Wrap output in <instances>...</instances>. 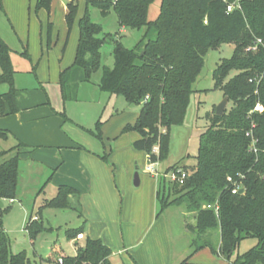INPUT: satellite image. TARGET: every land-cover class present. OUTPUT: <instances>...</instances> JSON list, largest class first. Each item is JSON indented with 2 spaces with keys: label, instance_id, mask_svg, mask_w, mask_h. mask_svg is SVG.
Instances as JSON below:
<instances>
[{
  "label": "trees",
  "instance_id": "obj_1",
  "mask_svg": "<svg viewBox=\"0 0 264 264\" xmlns=\"http://www.w3.org/2000/svg\"><path fill=\"white\" fill-rule=\"evenodd\" d=\"M51 1L36 0V9H49ZM153 1L87 0L102 14L112 9L120 27L142 29V34L133 47H126L116 33H103V27L91 21L86 8L78 21L73 62L59 72L62 98L72 97L74 80L90 82L92 74L101 70L96 83L101 92L122 96L127 104L139 107L135 122L125 125L121 133L137 132L133 148L143 151L149 162H160L168 155L171 126L183 123L204 55L211 48L233 43L232 55L222 59L212 72L214 89L222 91L230 106L222 115L206 114L210 122L199 134L195 162L182 166L187 172L182 184L169 182L173 191L165 194L161 185L165 179L157 178V216L168 206H184L194 213L195 223L185 224L193 238L192 251L183 262L204 247L230 259L241 239L253 237L255 245L237 254L230 264H264V0H160L157 16L149 20ZM236 1L240 7L227 11V4ZM75 12V0H68L65 17L69 26ZM107 39L113 43L112 66L101 63L100 47ZM11 52L0 36V84L7 85L0 93V116L19 110ZM20 54L27 56L25 49ZM231 72L234 74L229 76ZM257 102L262 110L251 112ZM249 132L256 139V151L251 148ZM9 133L0 128V139L6 140ZM20 145L0 151V156L14 151L0 163V200L16 196ZM155 146L157 152L153 151ZM101 158L106 160L107 154ZM176 166L178 163L166 171ZM234 181L244 188L242 193L232 192ZM70 196L76 200L72 202ZM205 205H217V213ZM45 207L78 211V192L59 185L55 196L38 207V213ZM36 219L30 216L26 222L30 239L51 229L40 217ZM217 228L219 243L215 244L207 232ZM80 233L82 226L66 230L69 240ZM75 247L74 255L61 256V264H112L111 249L100 239L86 238ZM0 264H33L24 250L12 252L1 218Z\"/></svg>",
  "mask_w": 264,
  "mask_h": 264
},
{
  "label": "rangeland",
  "instance_id": "obj_2",
  "mask_svg": "<svg viewBox=\"0 0 264 264\" xmlns=\"http://www.w3.org/2000/svg\"><path fill=\"white\" fill-rule=\"evenodd\" d=\"M14 1L16 2L15 10L11 12L8 0H1L0 36L12 49L11 61L16 71L14 85L17 88L18 108L20 104L38 103L45 100L61 118L60 133L63 139L71 138L88 150L99 154H103L105 150V153H110L111 158L113 152L111 143L117 135L113 134L114 126L121 124L123 128L127 124H133L137 117V108L127 105L122 96L111 95L109 97L107 93L99 90L96 83L100 78L101 70L92 74L90 82L74 80L73 89L70 92L72 97L63 99L58 81L59 72L73 62L79 37L78 21L86 12V8L91 21L103 27V33H116L117 38L126 47L135 45L141 37L142 29L120 27L112 9L107 14H102L97 7L87 4V0H75L76 12L70 26L65 17L68 0H52L49 9H36V0ZM159 4L160 0H154L149 6V20L157 16ZM112 45L113 43L107 39L100 47L101 63L104 65L112 66L113 64ZM23 49L26 50L27 56L20 54ZM233 50V43H224L217 48L209 49L204 55L203 66L193 83L194 92L190 97L183 123L170 128L168 155L161 162L162 167L177 163L181 167L190 166L195 162L194 156L197 152L199 134L210 122L206 114L211 117L215 107L223 99L222 91L214 89L212 72L222 59L232 55ZM233 74L234 72H231L229 76ZM6 90L7 85L0 84V93ZM26 94L28 99H22L21 96ZM229 106L230 103L227 101L224 110L226 111ZM10 115L9 113L0 116V120L8 122ZM97 122L99 123L98 130L96 129ZM90 131L99 133L100 137ZM132 132L134 131L124 133L131 134ZM13 142L12 139H0V150L10 148ZM131 150L136 154V158L128 156L123 149L113 152L114 156L120 160L118 165L116 164L118 172L113 171L114 168H112L113 179L116 178H114V173L117 174L115 183H117L116 210L118 214L123 207H126L125 201L130 196H143L146 200L157 180L151 173L144 170L147 164L145 153L132 147ZM12 155L10 153L0 156V163ZM135 172L139 176L137 186L133 184ZM47 175L48 171L41 163H32L31 167H28L26 162L19 161L18 196L13 202H9L8 199L0 200L2 204L0 205V218L4 230L10 237L12 252L24 250L33 264H60L57 258L76 253L75 243L67 238L65 232L66 227L76 225L79 221L78 212L74 208H42L41 221L45 227H53V230L46 229L37 232L33 239L29 238L26 231V222L30 216L33 220L37 218L36 220L39 221V217L35 215L39 212L38 207L43 197L50 198L54 195L55 189L50 184L48 188L46 187L45 194L39 190L47 179ZM125 182L126 188L124 187ZM161 185L165 194L172 193V185L169 181L164 180ZM140 208L138 204L136 209L140 211ZM166 209V221L174 235V248L178 254L188 247L193 237V233L188 230H185L188 234H181L185 229L184 224H192V215L186 211L184 206H168ZM124 211L126 212L125 209ZM142 213L144 219L141 226H146L147 205H144ZM207 233L209 239L215 240L219 236V229H213ZM82 242L83 240L79 244ZM255 243L256 239L253 237L243 238L230 254V259L211 255L213 256L212 264H230L237 254L248 250ZM203 252L205 251L198 255L202 257ZM206 252L209 253L208 250ZM208 257L206 255L202 257L205 261L192 257L189 262L191 264H211ZM114 264L117 263L114 262Z\"/></svg>",
  "mask_w": 264,
  "mask_h": 264
},
{
  "label": "crops",
  "instance_id": "obj_3",
  "mask_svg": "<svg viewBox=\"0 0 264 264\" xmlns=\"http://www.w3.org/2000/svg\"><path fill=\"white\" fill-rule=\"evenodd\" d=\"M15 4L14 0H8L11 12H14ZM21 98L28 99L27 94ZM49 105L50 103L48 104L45 100L38 103L20 104L19 110L9 116L8 122L3 119L0 120V128H5L10 132L6 140L12 139L14 141L11 147L20 142L23 144L18 147L20 161L26 162L28 167H31L32 163L39 162L47 169V179L39 189L41 192L46 193L48 184L55 189L52 197L55 196L59 185H68L77 190L79 221L76 225L66 227L65 232L69 228L82 226L83 239L76 240L73 238L71 241L79 243L86 238L102 240L111 249L110 260L112 264L114 262L117 264H191L190 258L204 260L202 257L204 255L208 257V254L210 255L208 260L212 264L213 256L211 255L221 257L214 254L208 247H204L192 253L183 262L192 251L191 241L183 251L178 254L175 252L174 235L166 221L167 209L157 216V180H155L151 193H149L148 198L146 197V200L143 199V196L135 197L132 195L125 201L126 207H123L119 214L117 213L118 195L117 183H115L117 174L114 173V178H116L113 179L112 168H114L113 171L118 172L117 165L120 160L114 156L113 152L123 149L128 156L136 158L131 147L133 148L132 142L139 136L137 132L121 133L122 125H115L113 134L117 135L111 143L113 152L111 158L109 157L110 153H106L107 159L105 160L101 158L105 150L103 154H99L96 151L88 150L81 143H77L71 138L63 139L62 133H60L61 118L58 117L57 111ZM134 107L137 108L138 114L139 107ZM11 153L14 154V151ZM145 157L147 161L146 154ZM161 162L156 164L157 169L161 172L172 165L168 164L162 167ZM146 166L147 164L144 166L145 172L150 173L146 170ZM124 187H127L126 182ZM17 192L18 190L15 198L18 196ZM50 198L43 197L42 202ZM70 198L73 202L76 200L74 196H70ZM138 204L141 206L140 211L136 209ZM144 205H147V224L143 227L141 224L144 219L142 213ZM180 214L184 215L183 212ZM190 214L192 215V224H194V213L190 212ZM35 216L41 218L40 213ZM183 227L185 229L181 234H188L185 231L187 230L185 224ZM49 230H53V227ZM211 241L218 244L219 236ZM207 250L209 253L206 252ZM202 251L205 252L201 257L198 254Z\"/></svg>",
  "mask_w": 264,
  "mask_h": 264
},
{
  "label": "built area",
  "instance_id": "obj_4",
  "mask_svg": "<svg viewBox=\"0 0 264 264\" xmlns=\"http://www.w3.org/2000/svg\"><path fill=\"white\" fill-rule=\"evenodd\" d=\"M234 7H238V8L240 7L239 3L237 1L234 3L227 4V11H231ZM259 42H260V39H257V44ZM257 44L253 45L252 49H255ZM261 110H262V106L259 102H257L255 104V106L253 107V109L251 110V112L261 111ZM247 135H249L251 137V139H250L251 148H253V150L256 151V148L254 147L256 139L251 135V132L247 133ZM157 150H158V147L155 146L153 148V151L157 152ZM156 164H157V162H149L147 160V166H146V170L148 172H150L156 178L162 177L169 182H177L179 184H182L184 179L187 176V172L181 166H176L174 168L169 169L168 171L165 170V171L161 172L157 169ZM228 180L231 181L232 179L230 177H228ZM233 185L234 186H233L232 192H238L239 188L242 187L240 185V183L236 182V181L233 182ZM9 201L12 202L13 200L10 199ZM204 207L205 208H213L216 213L218 211L217 205H205ZM75 239L76 240L83 239V234L82 233L78 234ZM57 261L61 264L62 263V257L57 258Z\"/></svg>",
  "mask_w": 264,
  "mask_h": 264
},
{
  "label": "water",
  "instance_id": "obj_5",
  "mask_svg": "<svg viewBox=\"0 0 264 264\" xmlns=\"http://www.w3.org/2000/svg\"><path fill=\"white\" fill-rule=\"evenodd\" d=\"M227 101H228L227 97H223V99L219 102V104H217L214 110L216 115H222L224 113V109L226 107ZM133 184L136 186L139 184V176L137 172L134 173ZM243 191H244L243 187L239 188L238 190L239 193H242ZM0 205H2L1 202Z\"/></svg>",
  "mask_w": 264,
  "mask_h": 264
}]
</instances>
